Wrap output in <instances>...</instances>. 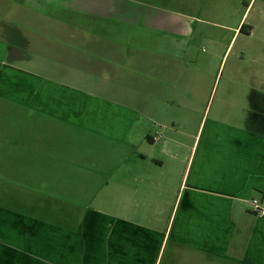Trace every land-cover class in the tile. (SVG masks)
<instances>
[{"label": "crops", "instance_id": "0c3cea01", "mask_svg": "<svg viewBox=\"0 0 264 264\" xmlns=\"http://www.w3.org/2000/svg\"><path fill=\"white\" fill-rule=\"evenodd\" d=\"M256 1L0 0V84L30 87L0 91L23 107L0 264H264Z\"/></svg>", "mask_w": 264, "mask_h": 264}, {"label": "rangeland", "instance_id": "374dc122", "mask_svg": "<svg viewBox=\"0 0 264 264\" xmlns=\"http://www.w3.org/2000/svg\"><path fill=\"white\" fill-rule=\"evenodd\" d=\"M237 1L238 0H230V5L232 7L237 6ZM258 2H260V0H257L255 2V6L258 5ZM207 49H208L207 43H202L200 45V51L202 50L203 52H205ZM1 65H3V63ZM6 66L7 67L5 70L10 71L9 66L7 64H6ZM229 66H230V57L228 58V60L225 63V68L223 66L225 72H226V70L230 69ZM225 72L223 73V76L221 78V82H220L218 89H217L215 99L212 103L213 108L215 105L214 103H216L217 97L220 96L222 91H223V78H224ZM13 75L15 76V75H17V73H14V71H13ZM17 81L13 82V84H3V85L0 84V91L3 92L2 90H5V91H8V94H13V95L16 93H23V92L29 91L28 88H30V87L27 86V84L16 83ZM216 86H217V84H216ZM21 108H23V107L20 104H17V103L14 104L12 102L4 101L3 99H0V125L5 129L4 143L0 144V164H1V166H0V193L2 195L0 197V202H3V200L7 199V200H9V202H7V203H10V204H14V203L16 204L17 200L19 198H21L22 196L21 195L16 196L17 192L20 191V189L17 185V181H12L11 179H8V178L16 177V176L21 175V174H20V171H19L18 166H17L18 165L17 154H14V155L10 154V148H7L5 144L8 143V145L15 146L16 135H9L8 133L16 131L20 128L21 116L18 115V111H21ZM238 119H239V116H238ZM238 121H240V120H238ZM1 131H3V130L0 129V132ZM179 135H181V134H179ZM0 138H1V136H0ZM179 139L185 140L187 138L184 135H181V136H179ZM139 150H142V152H144V153L149 152V150H150L149 143L147 141H144L143 146L140 147ZM179 151L182 152V149H179ZM183 152H184V150H183ZM24 196L30 197L31 195H24ZM249 202H250V200L248 201V203ZM60 206H62V205H60L58 203L57 207H60ZM263 209H264V205H262V203H261V209L259 211H254V212L261 213L264 211ZM247 213H249V212H247ZM49 214H51V213H49Z\"/></svg>", "mask_w": 264, "mask_h": 264}, {"label": "built area", "instance_id": "2783aa9c", "mask_svg": "<svg viewBox=\"0 0 264 264\" xmlns=\"http://www.w3.org/2000/svg\"><path fill=\"white\" fill-rule=\"evenodd\" d=\"M249 204L253 211H259L261 209V203L256 198H251Z\"/></svg>", "mask_w": 264, "mask_h": 264}, {"label": "trees", "instance_id": "16d2710c", "mask_svg": "<svg viewBox=\"0 0 264 264\" xmlns=\"http://www.w3.org/2000/svg\"><path fill=\"white\" fill-rule=\"evenodd\" d=\"M264 197H261L260 203H263ZM252 213L256 214V212L252 211Z\"/></svg>", "mask_w": 264, "mask_h": 264}]
</instances>
